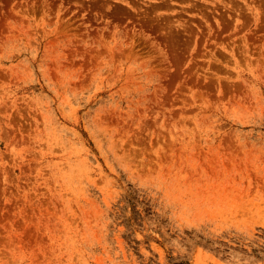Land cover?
Instances as JSON below:
<instances>
[{
    "label": "rangeland",
    "instance_id": "obj_1",
    "mask_svg": "<svg viewBox=\"0 0 264 264\" xmlns=\"http://www.w3.org/2000/svg\"><path fill=\"white\" fill-rule=\"evenodd\" d=\"M0 264H264V0H0Z\"/></svg>",
    "mask_w": 264,
    "mask_h": 264
}]
</instances>
